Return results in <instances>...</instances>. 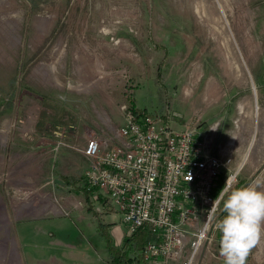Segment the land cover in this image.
Segmentation results:
<instances>
[{
  "label": "rangeland",
  "instance_id": "rangeland-1",
  "mask_svg": "<svg viewBox=\"0 0 264 264\" xmlns=\"http://www.w3.org/2000/svg\"><path fill=\"white\" fill-rule=\"evenodd\" d=\"M171 44L184 48L182 56ZM200 72L199 84L211 81L218 92L223 84L229 89L221 97L223 109L233 111L231 125L223 123L231 127L229 139L237 133L238 104L248 103L250 129L242 131L250 141L244 152L261 153L264 0H0V241L6 238L8 248L14 244L21 264L109 262L99 218L91 211L102 200H91L82 176L87 168L64 149L74 150L75 139L85 141L104 129V118L117 125L108 112L117 113L119 105L149 116L168 114L172 127L188 122L193 106L189 98L182 100L177 82ZM74 96L84 103L93 99V122L70 132L61 112L72 111L62 109L57 121L51 117ZM64 105L72 108L73 102ZM97 110L105 114L100 118ZM202 118L209 123L208 116ZM60 129V137L51 132ZM57 140L70 148L54 149ZM257 164L246 163L232 187L264 185V158ZM233 169L220 168L212 195ZM222 207L219 200L218 210ZM115 221L116 228L106 229L112 244L126 233L125 224ZM138 257L131 264H145ZM192 264H224V259L206 256ZM247 264H264V237Z\"/></svg>",
  "mask_w": 264,
  "mask_h": 264
},
{
  "label": "built area",
  "instance_id": "built-area-1",
  "mask_svg": "<svg viewBox=\"0 0 264 264\" xmlns=\"http://www.w3.org/2000/svg\"><path fill=\"white\" fill-rule=\"evenodd\" d=\"M97 113L100 118L105 114ZM122 116L120 125L104 118V129L89 133L81 148L71 147L88 161L82 176L91 200H102L91 211L98 216L119 214L128 236L147 229L150 238L138 252L145 264H167L170 258L178 264L206 256L220 258V233L214 223L225 213L218 210L219 194L234 185L242 165L212 195L220 168H226L231 158L209 154L204 142L195 138L198 117L175 129L168 114L149 116L125 106ZM51 132L59 137L62 133ZM59 146L70 148L55 141L54 149Z\"/></svg>",
  "mask_w": 264,
  "mask_h": 264
},
{
  "label": "crops",
  "instance_id": "crops-1",
  "mask_svg": "<svg viewBox=\"0 0 264 264\" xmlns=\"http://www.w3.org/2000/svg\"><path fill=\"white\" fill-rule=\"evenodd\" d=\"M143 33L139 40H135L137 43V46L141 44V39H142ZM139 41V42H138ZM185 45V44H184ZM172 46V52L178 56V58L181 55V51L184 48H178L175 44H171ZM186 47V45L184 46ZM188 47V46H187ZM186 47V48H187ZM174 54V55H175ZM175 65L174 63L171 64ZM202 73H192L188 79L187 82L185 83L184 80H179L177 83H179V87L181 88L182 91V100H187L189 98L190 105L193 106V111L194 113L192 114V117H198V124H197V136L200 140L204 142L206 145L207 151L209 154L220 157V158H226L229 157L231 158V162L228 165V169L232 170L233 168L236 169L240 164H242V169L246 165V163L249 164L250 161L254 162V164L258 165L257 163L261 161V159L264 158V148L261 151V153L258 150H253L252 153H248L249 148L247 149L246 152H244V145L246 142H248V138L244 135L245 128H249L247 125V121L250 119V110H249V105L246 102H240L238 104L239 106V113H241V116L237 118L233 124L236 126L237 133L234 134L230 139L229 137L232 135V130L231 127L229 126L227 129L225 126H223V123L226 121L232 123V117H233V111H230L229 107L226 109H223L222 103L225 101H221V97L225 92H228L227 86L223 84L221 87L219 86L218 88L221 89L222 91L217 90V88L212 86V82L209 81L207 83H200L199 84V79L201 77ZM214 77L210 76L209 78H206V81L208 79H212ZM213 81V80H212ZM216 83V82H215ZM217 84V83H216ZM46 94V92H44ZM58 93V92H56ZM75 97V96H74ZM81 98H70V100L73 102V107L72 108H64L66 107L64 104L69 101H64L62 105H59L57 108L58 111L54 110L53 115L51 118H54L52 120L57 121L58 117V112L63 110H68L72 111V114H68L67 111L61 112L63 114V121L67 124V129L71 132L74 131L76 128H80L81 126H91L93 119L91 120L92 112H91V103L92 100L88 98V103L87 101L81 102ZM93 98V97H92ZM84 103V104H83ZM87 103V104H86ZM125 105H119L117 108L118 112L116 113L114 110H110L108 113L111 115V119L113 122L117 125L122 124L123 119V108ZM44 112L48 114L49 109L46 107H43ZM209 110H213V114L209 113ZM92 113V114H91ZM67 114V115H65ZM114 115V116H113ZM208 116L209 118V123H207L205 120H203L202 117ZM96 117V116H95ZM191 117V118H192ZM48 123V122H47ZM88 123V125H87ZM49 124V123H48ZM187 125V121L183 123H178V125L174 124L175 129H181L182 127ZM47 127V126H46ZM45 127V128H46ZM45 130V129H44ZM83 137V136H82ZM79 139H81V135L79 136ZM74 147L76 148H81L84 145V139L82 138L81 140L75 139L74 141ZM264 142V140H263ZM225 145V146H223ZM222 148H218L221 147ZM250 147V146H249ZM264 147V144L261 146V148ZM63 150V149H62ZM68 154H73V156L69 155L72 158L77 159V161L81 163V167L83 170H85L88 167V162L86 158H84L80 153L74 150H67ZM64 152H61L60 155H62ZM260 153V154H259ZM232 168V169H231ZM233 169V170H234ZM241 169V170H242ZM82 170V171H83ZM56 179V178H55ZM59 180V179H57ZM61 181V180H60ZM63 182V181H62ZM64 184V183H63ZM94 212V211H93ZM82 214V213H81ZM94 214L99 218V228L104 230L106 232V229L108 227H117V220L119 217V214L116 213H111V212H105L103 213L102 216H98L95 212ZM106 217H108L106 219ZM11 220H9L6 224V230H9L8 223ZM13 221V219H12ZM121 221V220H120ZM105 224V225H102ZM109 224V225H107ZM126 234H123L119 242L113 243V245L120 244V242L126 237ZM13 238V237H12ZM132 241L129 239V242ZM7 239L3 238L0 241V263H3L5 261V258L8 259V264H21L19 256L17 255V251L14 247V244H12V247L8 248L7 247ZM13 242V240H12ZM128 242V243H129ZM139 250L136 251L138 254ZM141 261V260H140ZM142 262V261H141ZM167 264H175L174 261H168Z\"/></svg>",
  "mask_w": 264,
  "mask_h": 264
},
{
  "label": "clouds",
  "instance_id": "clouds-1",
  "mask_svg": "<svg viewBox=\"0 0 264 264\" xmlns=\"http://www.w3.org/2000/svg\"><path fill=\"white\" fill-rule=\"evenodd\" d=\"M222 211L214 228L220 233L219 254L224 264H247L252 249L264 237V185H229L219 194Z\"/></svg>",
  "mask_w": 264,
  "mask_h": 264
},
{
  "label": "trees",
  "instance_id": "trees-1",
  "mask_svg": "<svg viewBox=\"0 0 264 264\" xmlns=\"http://www.w3.org/2000/svg\"><path fill=\"white\" fill-rule=\"evenodd\" d=\"M133 112L141 113L140 111L134 109V107ZM216 181L219 182L221 180L218 177ZM63 183L66 184L65 181ZM214 189H216L215 186ZM101 231L104 233L106 249L110 253V259L107 264H119L120 262H123V260H125L124 262L127 261L128 264L133 263V257L137 255L136 251L140 250L144 241L150 238V233L147 229H138L132 235H127L122 240L121 247H117L111 243L109 235L103 229ZM129 239L132 241L129 242ZM128 252L133 253V255L128 256Z\"/></svg>",
  "mask_w": 264,
  "mask_h": 264
},
{
  "label": "water",
  "instance_id": "water-1",
  "mask_svg": "<svg viewBox=\"0 0 264 264\" xmlns=\"http://www.w3.org/2000/svg\"><path fill=\"white\" fill-rule=\"evenodd\" d=\"M248 75H250V74H248ZM251 84H252V83H251ZM252 90H253V94H254V97H255V89H254V86H253V85H252ZM53 181L56 182V183H59V184H63L62 181L57 180V179H54Z\"/></svg>",
  "mask_w": 264,
  "mask_h": 264
},
{
  "label": "bare ground",
  "instance_id": "bare-ground-1",
  "mask_svg": "<svg viewBox=\"0 0 264 264\" xmlns=\"http://www.w3.org/2000/svg\"><path fill=\"white\" fill-rule=\"evenodd\" d=\"M242 165V164H241ZM233 179V177L231 176V177H229V180H228V182H230L231 180ZM73 206H75L74 204H73Z\"/></svg>",
  "mask_w": 264,
  "mask_h": 264
}]
</instances>
